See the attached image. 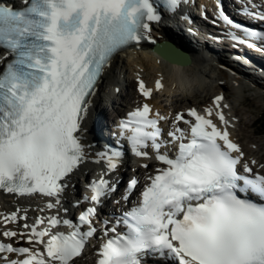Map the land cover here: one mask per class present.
I'll return each mask as SVG.
<instances>
[{"label": "snow or ice", "instance_id": "snow-or-ice-1", "mask_svg": "<svg viewBox=\"0 0 264 264\" xmlns=\"http://www.w3.org/2000/svg\"><path fill=\"white\" fill-rule=\"evenodd\" d=\"M24 3L23 10L0 4V47L9 57L0 71V189L26 199L40 195L48 201L40 211L54 214L30 218L27 207L0 214V236L32 245L0 243V264H76L98 233L97 264H149L153 257L157 264L170 258L179 264H264V163L248 160L231 138L234 125L220 95L212 107L172 117L153 113L148 103L130 112L118 125L119 136L136 157L154 161L138 202L131 193L139 181L130 178L123 199L132 206L114 223L97 220L120 191L112 174L124 160L121 150L105 145L94 161L105 167L90 180L91 196L83 197L90 206L79 223L60 217L80 207L69 189L91 158L85 122L104 72L119 51L157 43L153 26L163 17L153 0ZM164 3L175 12L187 0ZM241 11L264 23L261 5L249 0ZM218 18L241 33H232L239 43L256 48L253 41L264 42V30L235 22L223 0ZM160 50L179 57L170 44ZM155 85L165 87L162 78ZM139 89L152 97L143 80ZM61 224L72 231H53Z\"/></svg>", "mask_w": 264, "mask_h": 264}, {"label": "bare ground", "instance_id": "bare-ground-1", "mask_svg": "<svg viewBox=\"0 0 264 264\" xmlns=\"http://www.w3.org/2000/svg\"><path fill=\"white\" fill-rule=\"evenodd\" d=\"M162 24L163 21L155 23L153 26V35L176 40L179 45L181 44L184 46V39L176 34L175 31L164 27ZM6 56L7 55L4 54V52H0V70L3 68L4 62L7 59ZM204 60L205 57L203 54L194 52L192 64H185L184 66L180 65L179 69H177V67L175 68V66L169 64L168 61H161L160 57L151 51L139 50L134 53L118 54L111 60L110 66L103 74L101 83L99 84V87H97V91L92 98L90 116L85 122L87 128L85 143L90 144L91 139L96 137L99 133L101 139L108 145V139L101 129V125H106L104 118L106 116L104 113L106 108L107 111L110 109L111 112H121L124 110V107L126 108L129 105L133 108L140 102L141 96L137 91L134 93V96L132 95V92L129 91L126 94L122 93L121 88H124L127 85V82L133 83L138 81L139 83L143 80L146 83V86L153 91L151 97L152 104L156 109L164 111L168 116L171 115L173 111L179 112L190 106L202 105L205 108L211 107L213 106L214 97L217 95H223L226 97L227 101H229V96L227 94H233L232 91H236L237 89L241 90L242 93L251 91L255 97L264 99V80L258 81V79H256L257 77L251 75V72L246 73L243 70L233 68L232 64L228 61L225 63V68L214 66L211 68V72H208L204 68ZM256 60L257 65L264 71V60ZM240 66L244 65L240 64ZM250 67L254 68L253 72L257 74L258 67ZM161 78L163 79L165 87L163 89H157L155 82ZM255 83L257 84V87L252 88V85L255 86ZM116 94L118 97L121 96L126 99L127 103L125 105H119L116 102L114 103V106L110 104V107H106L105 103L108 101L111 102L109 97L111 96L113 99L114 96L116 97ZM165 98L172 102L169 106L163 105L162 100ZM201 98H203V101L197 102V99ZM242 104L249 108V113L257 107L255 99L243 98ZM227 105L230 106L231 102ZM225 111L227 116L232 120V124L234 125L232 126L235 134L234 137L237 139L236 127H238L240 122L244 121L245 118L244 116L238 115L239 112L235 114L234 112L236 111H234V107H228ZM98 117L100 120L99 122H96ZM254 125L255 121L247 126L252 128ZM253 143L257 144L259 148L251 150L253 157H256V155L258 156L264 150V141L255 140ZM100 150V144H96L95 148L92 147V149L89 150L91 158L89 162L83 166L81 174L94 176L97 170H101V172L103 171L104 167L101 164L92 163V160L95 158V153ZM263 157L264 156H258L255 160L259 162L260 159L263 160ZM263 162L264 161H262V163ZM153 164L154 162L150 163L152 169ZM254 167L258 170L257 166ZM126 171H128L127 166L122 164L119 168V172L115 173L116 178H119L120 175ZM142 172V170H139L137 173L142 174ZM78 176L73 181L75 187L69 189V199L71 191H81ZM47 202V199L41 197L25 199L0 192V214H8L18 208L27 207L30 209L28 213L29 217L35 218L40 216V209L46 208ZM65 206H67V202H65ZM42 213H49L50 215L54 214L50 211H44ZM69 213L72 214L71 211ZM9 227L14 228L16 225H9ZM0 231H2V227H0ZM94 254V251L91 250L88 255L79 258L76 261V264L88 263Z\"/></svg>", "mask_w": 264, "mask_h": 264}, {"label": "rangeland", "instance_id": "rangeland-1", "mask_svg": "<svg viewBox=\"0 0 264 264\" xmlns=\"http://www.w3.org/2000/svg\"><path fill=\"white\" fill-rule=\"evenodd\" d=\"M205 69L208 72H211V68L205 67ZM258 81H260V80L258 79ZM253 87L256 88L257 84L255 83V86L252 85V88ZM136 89H137V83L136 82H133V83L127 82V85L124 88H121L122 93L126 94L129 91V92H132L133 96H134ZM232 92H233V94H227L229 96V101H227V102L228 103L231 102V105L229 106V108L234 107V111H236L234 113L237 114L239 112L238 115L244 116V118H245L244 121H241L239 126L236 127V129H237L236 130V134H237L236 136L238 137V139H240V142L243 144L244 150L250 159H252V158L256 159V157H258V156L259 157L264 156V150L258 156L256 155V157L255 156L253 157V153L251 152V150H256L258 148L257 144L253 143V141H255V140L264 141V129L261 126L262 115L264 113V99H260L258 97H255L253 92H251V91H247V92L242 93L241 90L237 89L236 91H232ZM243 98L255 99L257 102V107L254 108L249 113L248 112V111H250L249 108L245 107V105L242 104ZM164 101H165V103H167L166 105H168V106L172 103V102L168 101L167 98H165ZM200 101H203V98L197 99V102H200ZM104 113L106 116H110L112 112L110 111V109L107 111V108H106ZM253 121H255V125L252 128L248 127L247 125L251 124ZM263 159H264V157H263ZM126 175H127V172L122 174L123 177Z\"/></svg>", "mask_w": 264, "mask_h": 264}, {"label": "trees", "instance_id": "trees-1", "mask_svg": "<svg viewBox=\"0 0 264 264\" xmlns=\"http://www.w3.org/2000/svg\"><path fill=\"white\" fill-rule=\"evenodd\" d=\"M261 126H262V128L264 129V114H263V119H262V121H261Z\"/></svg>", "mask_w": 264, "mask_h": 264}]
</instances>
